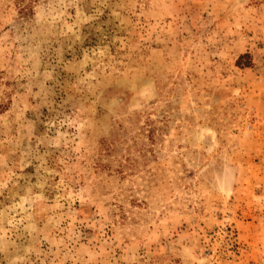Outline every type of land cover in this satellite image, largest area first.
<instances>
[{"label": "rangeland", "instance_id": "1", "mask_svg": "<svg viewBox=\"0 0 264 264\" xmlns=\"http://www.w3.org/2000/svg\"><path fill=\"white\" fill-rule=\"evenodd\" d=\"M0 264H264V0H0Z\"/></svg>", "mask_w": 264, "mask_h": 264}]
</instances>
